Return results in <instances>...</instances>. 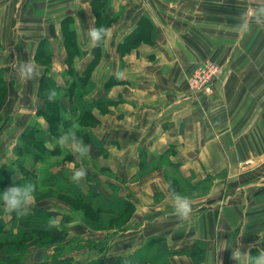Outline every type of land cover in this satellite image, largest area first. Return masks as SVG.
<instances>
[{"label":"crops","instance_id":"obj_1","mask_svg":"<svg viewBox=\"0 0 264 264\" xmlns=\"http://www.w3.org/2000/svg\"><path fill=\"white\" fill-rule=\"evenodd\" d=\"M7 1L10 0H0V4ZM91 1L76 3V6L82 5V10L72 7L71 12H65L57 19L58 23L40 33L31 42L27 55H22L16 47L20 42V22L14 23L11 16L12 22L0 23V70L6 86V97L0 110V166L13 161V146L24 127L42 122V127L48 128L43 118L24 107V100L32 102L35 99L37 79L47 69V74L58 85H65L67 78L63 77V70L70 66L81 73L95 51L99 54V63L91 73L94 88L85 98L98 100L105 92V85H109L107 99L114 100L116 104H111L110 112L104 116L95 117L99 123L92 133L99 144L91 146L92 157H100V149L105 148L108 155L99 158L101 165L108 166L114 173L124 174L128 179L138 168L139 149L150 159L174 146L176 155L171 159L180 163L184 176L191 175L193 171L190 178L193 183L207 175L222 173L213 181L206 196L199 200L191 199L193 210L186 219L175 213L162 173L155 178L150 175L148 179L139 180L135 187L129 183L127 189L125 185L120 194L128 193L131 201H135L136 214L124 231L119 232L126 234V238L121 241L124 251L118 255L130 254L148 237L159 235L166 238L171 249H186L193 239L205 240L211 244L206 251L205 264H220L219 260L221 264H236L231 254L235 248L229 246L224 229L245 227L250 219L249 213L264 212V15L263 18L257 15L237 18L238 23L243 24L242 28L193 30L192 33L204 36L208 42L200 61L208 58L222 65L213 93L196 97L188 90L187 77L197 64V58L190 53L192 48L180 43V31L163 19V15L175 14V5L164 4L163 8L172 10L157 16V19L149 12L148 15L142 6L133 10L131 18H122L118 10L124 9L122 6L128 9L132 3L110 0L108 14L110 17L119 14L120 21H113L109 27L111 35L103 44L94 46L86 31L94 25V16L89 8ZM50 10L48 7L44 12ZM2 18H8V11L3 10ZM65 18L73 21L69 30L76 36L75 50L83 54L70 63L66 62V46L67 36L71 33L68 30L67 35L62 33L65 31ZM150 21L155 26L153 45L146 42L149 37L147 27L143 26L144 22L150 25ZM139 37L143 40L136 43ZM42 39H45V55L50 52V68L38 60L42 57V48L39 47ZM25 63L34 64L39 75L29 79L21 76L19 66ZM47 146L54 145L49 142ZM18 172H13V179L20 178ZM150 183L160 188L161 198L156 200L151 188L148 194L137 188ZM92 186L96 190L110 192L103 182H100V187ZM229 186L232 190L228 192ZM80 187L87 192L89 185L80 184ZM257 188L260 189L255 193ZM218 193L223 197L221 202H218L219 196L214 197ZM248 193L256 196L248 199ZM215 211L222 237L211 240ZM144 213L148 214L144 216L147 218L137 221L136 218L143 217ZM254 217L260 218L261 215ZM196 224L200 227L199 233L192 231ZM117 234L108 237L110 251L113 237H118ZM92 240L96 242L98 239ZM244 245L240 246L241 251L245 250ZM95 252L69 251L66 246L63 255H71L74 264H81L80 261L84 264L87 257L92 258ZM170 261L172 264H193L184 254H175Z\"/></svg>","mask_w":264,"mask_h":264},{"label":"rangeland","instance_id":"obj_2","mask_svg":"<svg viewBox=\"0 0 264 264\" xmlns=\"http://www.w3.org/2000/svg\"><path fill=\"white\" fill-rule=\"evenodd\" d=\"M21 1H22L21 3L20 2L18 3L16 0H10V1H7V3L4 2L3 4H0L2 6L0 10V23L1 22L7 23L8 21L9 23L12 22L9 19L11 16L14 20V23H16L15 21L20 22L19 23L20 42L16 45V47L19 48V51L21 52L22 55L24 53L27 55V49L32 45L31 42L34 41V39L40 33L46 32V30H48L53 25L58 23L59 20L57 19L63 16L65 12L69 13L75 7L77 9L80 7V10H82L81 8L82 5L79 4L78 6H76V3L81 2V0H77L76 2H72V0H21ZM50 1L52 3H49ZM97 1L98 0H92L90 3L91 7H89L91 9V11L89 10L91 12V15L94 16L93 22L95 26H99L103 24L109 28L113 25V24L111 25L113 21L114 22L118 20L120 21V19H118L119 14L118 16H113V17H110L108 14L110 0H105V1L101 0L99 2ZM126 1L132 4L130 8L128 9L125 8V6H122L124 7V9L121 8L118 10V13H120V17L122 18H131L133 14V10L136 9V7L138 6L139 7L142 6L145 8L144 10L146 11V13L149 12L157 19V16L161 14H165L169 10H172L171 8H167V9L163 8L164 4L175 5V7L173 8L174 9L173 11L175 12V14L172 13L171 15H166V16L163 15V19L167 20L168 23H171L172 26H175L180 31L179 32V36L181 39L180 43L184 46L192 48L190 53H192L197 58L195 59L197 64L201 62L200 58L202 57L203 55L202 53H204V49L206 45H208L207 44L208 42L207 41L205 42L204 36H201V35L197 36V33H192L193 30H198L197 32H200L199 30L204 29V31H207L205 30V27L206 28L212 27V28H218V29H221V27H233L234 29H237L238 27L242 28L243 24L238 23L239 21H237V18H240L241 16H243L246 19L248 15L251 17L253 15H257L263 18V15H264V12L261 11V9H264V0H229V1L228 0H126ZM100 2H103L104 4L103 7L100 5ZM48 7H50L51 10L45 13L44 11ZM3 10L8 11L7 19L2 18ZM32 10L33 12H31ZM100 11L101 13L102 11H104L105 13L100 14ZM49 13L50 15L48 17ZM98 13L100 14L99 16H98ZM256 13H261V14H256ZM102 15H106L105 19L102 18ZM81 16L85 18L83 13L81 14ZM46 17H48L49 19ZM90 19L92 21L93 18L90 17ZM122 22L125 23L124 21ZM72 23L73 21H69L68 23L63 25L65 31H62V33L64 35L68 34L67 30L70 32L69 29L72 27L73 25ZM15 26L17 29V25ZM143 26L147 27V35L148 37H150L149 28L151 27V25H148V23L145 22ZM4 27H6L5 24H4ZM154 31H155V26H154ZM202 35H204V33H202ZM196 36L198 38H196ZM75 41H76V36L74 34L71 33L70 35L67 36V46H66L67 48L66 62L67 63H70V61L73 60L76 56L78 57L83 56V54L75 50V48L77 47V45L75 44ZM146 42L151 43L152 45L154 43V41H151V40L150 41L146 40ZM44 48H43V51H44ZM92 55H93L92 59H94L97 62L99 59V54L94 51ZM43 56L38 57V60L44 65H46L47 68L52 67L51 64H50V67L47 66V64L50 62L49 56L45 55L44 52H43ZM98 63L99 61L94 66L93 70L96 68ZM47 71L48 70L46 69L43 72L44 74H42L35 83V87H36L35 99L32 102H29L28 100H24V107L32 109L35 112V115L37 117H41L44 119L45 122H47L48 124L47 127L48 128L51 127V129L54 131L53 137H54L55 143L57 144L59 137L62 135L64 131L63 126L52 119H48V117H46L45 114H41L39 112V107L43 105L44 99L46 103L52 106L51 107L52 110H54V108L56 109L54 100H50L48 95L42 96V91L40 90L41 77L43 75H48ZM63 73H64V70H63ZM63 77L65 78L66 76L63 74ZM26 88H27V85H26ZM41 88L44 89L43 86ZM93 88L89 92H91ZM109 88L107 89V92ZM107 92L106 91L104 92L106 96H107ZM2 96L6 97L5 84H4V91H3ZM71 100H72L71 98L67 97L68 104H70ZM111 104H116V103H107L105 101H102L100 98L99 104L92 107L90 109V113L96 118L100 116H104L105 114L110 112V108L111 106H113ZM1 108H2V105L0 106V110ZM10 110L11 108H9V111ZM76 110L77 112L80 111L79 109H76ZM202 114L204 115L203 111H202ZM80 122L81 123L85 122V126L90 128L91 131L99 123L98 120L92 121L90 119L88 120L85 119L84 122L81 120ZM19 123L22 125L23 122L20 121ZM1 124H2V120L0 121V125ZM41 124L42 122L41 123L38 122L33 125H27V127H24L21 130L17 138L25 129L31 126L37 125L40 128L44 129ZM76 125L79 126L78 123ZM17 138L15 141H17ZM27 141L30 142L28 139ZM93 141L89 140L88 144L93 146L94 144ZM52 142L53 141H51V143ZM35 143L37 145V148L39 149L40 148L39 145L37 144V142ZM66 148L71 153L70 148L68 147ZM174 148H175L174 146H169L168 148L164 149L162 152L156 155V156H160L163 154L162 158L157 160L156 162L153 161L151 163L146 161V158L144 157V155L143 156L140 155L141 149H139V156H138V161H137L138 168L128 179H126V176H124V174L114 173L111 171V169L108 166L101 165L99 158H103V157L105 158L108 155V150L103 151L100 157L98 158L92 157L91 151H90V153L86 157H84L83 160H81L79 157H76L72 154L74 159L67 158L64 155H55V156L48 155L47 159L44 162H40V161L35 162V160L31 156H28L29 159L28 161L25 162V166L29 170H34L35 182L38 184V189H39L37 190L38 192L35 193V199L32 205H39L41 207L48 208V209L54 208L59 211L57 214H54L53 216L48 217V220L51 226H55V228L57 229H63L64 232L66 233V235L65 234L63 235V240L60 241L61 246L67 240L68 242L75 240V241H78L77 246H74V248L71 247L72 249L70 251H79L82 253L87 252V251H94V252L96 251L95 252L96 254H94L92 258L87 257L88 259L86 263L91 260H98V261L101 260L102 262L106 260V262H110L115 257L119 256L118 254H121L119 252L124 251L123 246H121V241L125 240L126 234L119 233V232L121 230L124 231V228L127 226L128 221H130L133 218L132 216L136 214L135 213L136 204H134L135 201L134 202L131 201L130 197H128L129 196L128 193L125 195L120 194V191L121 192L124 191L125 185H127V189H128L129 183L135 184L132 186V187H135L136 185H139V180H142L143 178L148 179L150 175H152V178H155L157 175L160 176V173H162L161 175L163 176L164 181L165 182L171 181L173 186L176 188L178 192L188 195L192 200H199L201 197H204L208 194L211 188V185L213 181L216 179V177L217 178L221 177L222 173H219L217 175H214V174L207 175V177H211L212 179L208 181H203L202 183H200L199 184L200 188H197L196 190L190 189L188 184L189 182H191L193 171L191 172L192 173L191 175L184 176L183 173H180L181 174L180 175L179 172L175 171L174 169H172V167L167 165V162L165 161L166 158L171 159L172 156L176 155V150ZM13 153H14V149H13ZM16 158L17 157L15 155L13 161L9 163L15 162ZM13 164H14L15 169L20 172V173L18 172L20 174V178L21 176L23 177L22 170L17 166L16 163H13ZM80 167H86L87 174L85 177L81 178L79 181H74V182L78 183L79 185L86 184L87 187L88 185H93V184L96 185V187H100V182H103L105 188L107 189L109 188V191H110L109 193L115 192L119 195H122L125 198L127 197L132 202L131 208L128 211H126L121 217H112L110 214H103L100 211H98L95 208L96 207L95 203L88 204L81 200H78V199L76 200L75 198L66 196L65 194L62 193V191L58 190L59 185H51L50 183L48 184L41 183L42 179L50 172V170L58 171V169L63 170L64 168L66 169L69 176H71L72 178V175L74 174L75 169L80 168ZM180 168H181V165H180ZM7 176H8V172L5 171L4 168L0 167V179L7 177ZM63 183L64 182L60 180V184H63ZM146 184L140 187H137V188L139 190L143 189L144 192H147L145 194H148L151 188V190L153 191L152 196L154 195V198L156 200L163 196V194L160 192V188L159 187L157 188V185H154L153 183H150L148 185ZM7 186L8 185H2L0 183V190H3ZM230 187L231 186L228 187V192L230 190ZM259 189L260 188L255 189V193ZM262 190L263 189H261V191ZM226 191H227V188H226ZM132 194L134 195V192ZM254 195L255 194L253 193H248L247 198L248 199L250 197L252 198ZM218 196L220 197L219 200L217 198L215 199H217L218 202H221L223 198L221 196V193L216 194V196L214 197H218ZM138 199L141 200V197H138ZM32 205H31V209L33 207ZM1 206L5 207L6 210L8 211L7 206L4 203H1ZM217 206H219V204ZM8 213L11 216V212L9 211ZM8 213H6L5 215L6 219L10 218ZM31 214L32 212L30 211L26 216H30ZM147 215L148 214L144 213L143 217H139V218L137 217L136 219L137 221H140L143 218H147V217H144ZM213 215H214V218H213L214 228L212 231L211 240H217V237L219 238L222 237V234H221L222 230L218 223L219 220L217 218L216 211L214 212ZM249 215H250V219L248 223L245 225V227L236 226L233 228L224 229V234L226 231L227 236H228V244L231 248H236L237 246L240 247L241 245L245 244L244 245L245 249L249 250L251 254H257L259 251V248L258 247L251 248L250 245H252V243L255 244L258 241V237H259V240H264V228H263L264 227L263 226L264 225V212H261V213L252 212V213H249ZM254 215L255 216L261 215V217L256 218L254 217ZM18 216L19 215L16 213L15 218L17 219ZM36 222L39 224L38 221ZM258 224L260 225L259 227H257ZM192 231H194L195 233H199L200 231L199 225L196 224ZM113 233H116V234L118 233L117 234L118 237L117 236L113 237L114 242L112 243V246H111L112 251H110L109 244L111 241L108 240V237L111 236ZM17 235L22 236L21 242H19L20 245L23 243L26 244L24 251L26 253V256L28 257V261L35 260L36 256H40V258H42L47 255V257H50L51 254L53 253V246L59 243L58 241L52 242L58 236L54 233L44 234L42 232L40 233L37 232L33 234L27 233L23 235L18 233ZM36 236H39L40 239H38ZM0 237L2 240H8L9 238V236H5V235H1ZM94 238L98 239L97 241H102V240H105L103 238H106L107 242L104 244L100 243V245H94L93 243L95 241L92 240ZM138 238H140V236H138ZM195 241L204 242L206 251L208 250V246H211V244H207L205 240H201V239L194 240L193 239V241H190V244L186 247L191 248L195 246V244H197V243H194ZM260 247H264V241L261 242ZM2 250L3 249L0 248V251ZM194 250L197 252L198 249L194 248ZM109 252H112V253L110 254ZM134 252L141 253L142 252L141 246L137 247L130 254H133ZM184 255L189 256L193 264H205L206 263V255L205 256H202L201 254H197L198 256H190L188 254H184ZM164 257L165 256L156 257L159 260V264H161L160 261L163 260ZM168 260L170 261V258H168ZM80 263L82 264L83 262L80 261ZM129 264H134V263L129 262Z\"/></svg>","mask_w":264,"mask_h":264},{"label":"trees","instance_id":"obj_3","mask_svg":"<svg viewBox=\"0 0 264 264\" xmlns=\"http://www.w3.org/2000/svg\"><path fill=\"white\" fill-rule=\"evenodd\" d=\"M97 2H99V0ZM100 5L103 7V2H100ZM102 13L104 14L105 12L102 11ZM102 13L100 11V14ZM100 14L98 13V16ZM105 17L106 15H102V18L105 19ZM69 21V18H65L64 24L68 23ZM150 23L152 22L150 21ZM150 25L151 27L149 28V40L154 41V24L152 23ZM70 32L72 33V31ZM142 40V37H139V39L136 40V43L141 42ZM44 45L45 39H42L39 42V47L42 48V51H40L42 56L44 52ZM48 56L50 57V52H48ZM97 62L92 59L88 66L81 73L75 71L73 67L66 68L64 70V73L62 72L67 78L65 85H58L51 76L43 75L41 77L40 86L42 96L48 95L50 90L53 88L57 89L59 95L56 99H53L56 109L54 108V110H52V106L46 103L44 99L43 105L39 107V112L41 114H45L48 119H52L61 124L64 130L70 125L73 127H77L78 135L84 140V142L88 143L89 140L93 141L94 139L93 142L98 145L99 142L97 141L90 128L85 126L84 121L85 119L96 121V118L90 113V109L95 105L99 104L100 98L102 101H105L107 103H115V101L108 100L105 93L100 98H98V100H88L87 98H85L94 86V82L91 79V73ZM50 64L51 63L49 62L47 66L50 67ZM42 86L44 87V89L41 88ZM108 88L109 85H105L106 92ZM3 91L4 80L1 76L0 70V106L3 105L2 101L4 102L5 100V97L2 96ZM67 97L72 99L71 102L69 101L70 104H68ZM76 109H79L80 111L77 112ZM81 120L84 123H81ZM77 123L79 124V126L76 125ZM53 136L54 131L51 129V127L47 129H42L39 126L34 125L25 129L19 135L17 141H15V144L13 146L14 153L17 157L15 162L2 164L0 166L8 172V176L0 179V183L2 185L9 186L12 184H20L23 180L28 179L35 181L34 170H29L25 166V162L29 159L28 156H31L35 160V162H44L47 159L48 155H64L67 158L74 159L73 155L64 145H59L58 142V145L55 143ZM27 139L30 142H28ZM51 141H53L52 144L54 146H47V143ZM35 142H37V144L39 145V149L37 148ZM100 151L102 153L106 150L105 148H101ZM140 155H144L146 161L151 163L153 161L156 162L157 160L161 159L163 154L147 159L146 153L143 150H140ZM165 161L167 162V165L172 167V169H174L175 171L179 172V174L182 173L180 170L179 162H173L171 159L168 158H166ZM13 163H16L17 166L22 170L23 177L18 179L12 178V174L16 170ZM211 179V177H205L195 183L191 181L189 182L188 186L190 189L196 190L197 188H200V183ZM60 180H62L64 183L60 184ZM41 183L59 185L58 190L62 191V193L66 196L75 198L76 200H81L88 204L95 203V208L98 211L103 214H110L112 217H121L126 211L131 208L132 205V202L127 197L125 198L115 192L107 193L103 190H96L93 188L92 185H89L90 188L88 187L87 192H84L80 185H78V183L72 180L71 176H69L66 169L64 168L63 170L58 169V171L50 170V172L42 179ZM37 192L38 191H36V193ZM1 203L4 202L0 201V236L5 235L9 236V238L8 240H2L0 237V248L3 249L2 251H0V264H74V259L71 255L63 254L66 249V246L67 250L70 251L72 248H74V246H77L78 241L73 240L71 244V241L68 242L67 240L66 242L68 243L65 242L61 246L60 241L63 240V235H66V233L63 229H57L55 228V226H51L48 220V217L57 214L59 212L58 210L44 208L39 205H32V214L30 216H18L16 219V212H11L10 216V214L8 213L9 210L7 211L5 207H2ZM6 213L9 214V219H6ZM35 220L38 221L39 224ZM37 232H42L44 234L54 233L58 236L52 242L58 241L59 243L53 246V253L50 257H47L46 255L42 258L28 261V257L26 256V253L24 251L26 244L23 243L20 245L19 242H21L22 236L17 234L20 233L23 235L27 233L33 234ZM36 237L40 239L39 236ZM106 242L107 240H102L94 242L93 244L100 245V243L104 244ZM194 243L197 244H195V246L191 248L171 249L165 237L153 235L149 237L143 245H141V253L134 252L133 254L119 255L110 262H106V260L103 262L101 260H91L88 261L86 264H129V262H132L134 264H159V260L156 257L162 256L165 257L163 260L160 261L161 264H171L168 258L175 254H188L190 256H198L197 254H201L202 256H205V243L201 241H195ZM194 248L198 249L197 252L194 250Z\"/></svg>","mask_w":264,"mask_h":264},{"label":"clouds","instance_id":"obj_4","mask_svg":"<svg viewBox=\"0 0 264 264\" xmlns=\"http://www.w3.org/2000/svg\"><path fill=\"white\" fill-rule=\"evenodd\" d=\"M261 11L264 12V9H261ZM86 31L94 46L103 44L105 39L111 35V30L103 24L90 26ZM19 72L26 79L35 78L39 75L36 66L31 63L20 65ZM58 95L59 93L55 88L51 89L48 94L50 100L56 99ZM58 143L70 148L71 154L79 157L81 160L91 151V145L84 142L78 135V128L71 125L63 131ZM86 174V167L77 168L72 175V179L79 181ZM165 183L170 199L173 202L175 213L181 218H189L193 210L191 198L186 194L178 192L171 181H166ZM37 190L38 184L35 181L31 179L23 180L20 184H12L0 190V201L4 202L10 212H16L19 216H25L31 211V205L34 202ZM262 241L264 240H258L255 244L250 245V247L259 248L257 254H251L247 249L241 251L239 246L232 250L231 254L236 264H264V247H259ZM219 262L221 264L220 260Z\"/></svg>","mask_w":264,"mask_h":264},{"label":"built area","instance_id":"obj_5","mask_svg":"<svg viewBox=\"0 0 264 264\" xmlns=\"http://www.w3.org/2000/svg\"><path fill=\"white\" fill-rule=\"evenodd\" d=\"M221 69V64L212 59L196 64L187 79L188 90L196 97L211 95Z\"/></svg>","mask_w":264,"mask_h":264}]
</instances>
